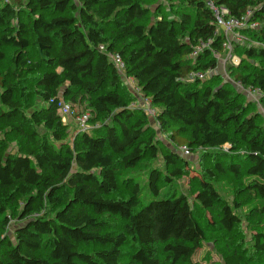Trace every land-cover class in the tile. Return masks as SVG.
Wrapping results in <instances>:
<instances>
[{
  "label": "trees",
  "instance_id": "obj_1",
  "mask_svg": "<svg viewBox=\"0 0 264 264\" xmlns=\"http://www.w3.org/2000/svg\"><path fill=\"white\" fill-rule=\"evenodd\" d=\"M166 2L0 0V264H196L209 231L227 236L223 264H264V0ZM210 3L257 23L232 41L233 82L216 74L230 51ZM126 78L158 109L165 145ZM62 101L90 111V137L70 134ZM184 147L202 153L195 176Z\"/></svg>",
  "mask_w": 264,
  "mask_h": 264
},
{
  "label": "rangeland",
  "instance_id": "obj_2",
  "mask_svg": "<svg viewBox=\"0 0 264 264\" xmlns=\"http://www.w3.org/2000/svg\"><path fill=\"white\" fill-rule=\"evenodd\" d=\"M160 3L164 4V5H168L166 0H160ZM153 10H155V6L153 7ZM228 64H233V65H237L239 64V58L237 56H232L231 52L229 55H224L221 56L219 59V66L218 69L216 70V74H220L221 77H223L225 80L227 81H232L231 78L229 77V74L227 73V66ZM211 77V74H209L207 76ZM242 91L244 92L246 99L248 101H252V100H256L254 98L255 94H250L249 91H245L242 89ZM145 100V99H144ZM66 104H68L66 101H64ZM142 99H140L139 102L135 103L133 105V107H142L143 103H142ZM70 107L71 105L68 104ZM89 111V110H88ZM158 111V109H157ZM259 111L264 113V109H262L261 106H259ZM78 110H73L71 107V112L69 115L67 116H63V123L64 124H68L70 125V134L71 135H77L80 133H84L86 134L87 137H90V135L93 134V130L95 128H98L99 126H92L90 125V123L87 122V124L85 126H83L80 122L81 117H83L84 115H90L91 113L90 111L87 113H77ZM76 113V114H74ZM61 115V114H60ZM150 121V125L151 127H153L156 131H157V135L158 138L160 139V141L165 145V140H167V136L165 134H162L160 131V127L158 125L157 122V117L154 118H149ZM169 147H171L169 145ZM229 150L228 147H223L222 149L218 150L221 152H227ZM180 151V149H179ZM190 151V150H189ZM201 152L198 153H193L190 151L189 155H185V154H181V156L185 159V161L188 163L189 167H190V173L191 176H195V173L198 172L201 168L200 166V161H201ZM157 167L160 168L163 172H165L164 166H163V160H162V155L160 154V158L157 161ZM141 170V169H140ZM141 173H138V171H134L132 172V175L136 174H141L137 179L139 181V183L141 184L142 188H143V192H142V199H143V203L146 205L150 202L151 198H150V194L148 192V176H147V171L146 170H142L140 171ZM176 187L178 189V193L183 194L185 196H187L188 198L191 199V203H193V185L190 181V177L188 176H184L180 179H177L175 181ZM223 187L221 188V192L223 195L226 196V198L232 202L233 201V194L234 191L232 190V186L227 185L226 182H222L220 183ZM167 188L164 189V191ZM256 204L251 205L249 208H246L243 212V215L245 213H249V211H251V209H253L255 207ZM210 216V215H208ZM243 225L241 226V231L242 233L246 236V239H250L251 237V232L250 229L247 228L248 225V221L243 220ZM15 227V223H12L11 228H9V234L11 235V232L14 230ZM227 236L225 235V233L223 232H214V231H209L208 233V238L205 241L202 250L198 253L197 257H196V264H223V254L220 250V246L222 243H226Z\"/></svg>",
  "mask_w": 264,
  "mask_h": 264
},
{
  "label": "built area",
  "instance_id": "obj_3",
  "mask_svg": "<svg viewBox=\"0 0 264 264\" xmlns=\"http://www.w3.org/2000/svg\"><path fill=\"white\" fill-rule=\"evenodd\" d=\"M211 8L213 9L217 23L219 26V29H221L225 35L228 38V41L225 45L226 49L230 52L232 51V41H238L243 42L244 38L241 35V31L245 29H255L257 27V23H250V17L253 15V10H249L247 14L241 18H234L231 17L230 11L225 7H216L213 3H210ZM220 32L217 31L216 34ZM211 47V40L208 42H204L199 48L198 51L203 48H210ZM101 51H105L106 49L104 47H100ZM229 52V53H230ZM196 53L194 54V56ZM109 58L115 63L116 68L119 70V72L123 73L125 64L121 58L120 55L114 54V53H108ZM211 73H193L189 76V80L194 81L196 79L204 80L207 79V76ZM126 82L128 83L130 89L142 99V109L144 110L146 116L148 118H154L157 117L158 111L155 107L152 106L151 100L149 98H145L142 93L141 89L138 88L135 81L131 78H126ZM251 94L252 92L249 91ZM254 94V93H252ZM259 94L255 95L254 98L256 101L258 100ZM145 99V100H144ZM71 112V107L66 104L64 101L61 102L59 113L61 116H67ZM90 119V115H84L81 117L80 122L83 126L87 124V122ZM181 154L189 155L190 151L186 147L180 149Z\"/></svg>",
  "mask_w": 264,
  "mask_h": 264
}]
</instances>
